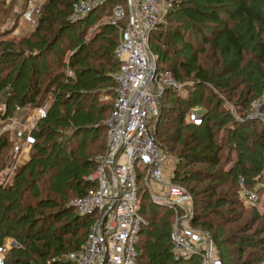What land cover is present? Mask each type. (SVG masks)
Wrapping results in <instances>:
<instances>
[{
  "label": "trees",
  "instance_id": "obj_1",
  "mask_svg": "<svg viewBox=\"0 0 264 264\" xmlns=\"http://www.w3.org/2000/svg\"><path fill=\"white\" fill-rule=\"evenodd\" d=\"M80 1L46 0L34 32L0 45V121L15 116L17 108H40L51 100L46 118L33 131L29 162L6 187L14 142L8 131L0 137V249L7 239L17 243L2 264H75L73 258L51 261L65 254L70 227L88 230L84 241L67 249L71 257L84 247L89 232L91 218L80 216L71 202L96 187L86 179L96 170L95 158L106 151L120 42L116 27H102L76 49L68 63L72 77L62 57L48 61L77 25L71 17ZM112 5L81 20L107 10L110 18ZM261 6L264 0H171L150 35L158 71L170 72L178 84H192L185 96L166 90L152 135L167 153L175 154L172 180L193 199L191 226L211 236L222 264H264V211L258 212L255 203L246 207L240 197L245 192L242 179L249 193L264 181V125L246 119L252 98L264 93ZM222 95L229 102L235 99L236 108L248 109L240 120L225 109ZM195 108L200 121L187 122V112ZM165 209L141 190L138 212L144 224L137 264H202L200 254L184 263L173 260V214L168 209L170 214L162 215ZM70 213L76 214L75 223L53 227Z\"/></svg>",
  "mask_w": 264,
  "mask_h": 264
},
{
  "label": "built area",
  "instance_id": "obj_2",
  "mask_svg": "<svg viewBox=\"0 0 264 264\" xmlns=\"http://www.w3.org/2000/svg\"><path fill=\"white\" fill-rule=\"evenodd\" d=\"M111 24L121 34L116 50L119 72L116 75L115 101L107 122L106 151L95 158L96 170L86 180L95 190L72 206L82 217L91 218L84 247L72 258L75 264H137L143 220L138 212L141 190L147 191L152 203L175 212L176 221L170 235L173 260L189 261L200 254L203 264H222L216 256L211 237L192 232L177 216L185 218L193 208V199L183 188L172 184L177 159L167 153L152 135L154 121L160 115V102L167 89H178L168 71H158L150 50V35L157 29L171 7L170 0H81L74 7L72 21H79L107 3ZM40 7L31 0L23 18L36 26ZM49 104V103H48ZM28 108L34 114L23 127L24 143H14L9 165V186L18 172L21 154L33 142L37 124L47 116L49 105ZM261 105L249 119L264 125ZM17 112L21 109L17 108ZM245 182L242 179L241 185ZM248 203H256L257 195L244 192ZM180 211V212H179ZM2 264V263H0Z\"/></svg>",
  "mask_w": 264,
  "mask_h": 264
},
{
  "label": "rangeland",
  "instance_id": "obj_3",
  "mask_svg": "<svg viewBox=\"0 0 264 264\" xmlns=\"http://www.w3.org/2000/svg\"><path fill=\"white\" fill-rule=\"evenodd\" d=\"M29 1L30 0H16V2L15 1L12 2L11 0H0V45L2 43L5 44V43L11 42V41H19L23 36H28L32 32H34L36 26L33 27L30 25L29 26L30 30L27 32V34L20 36V37H16V35H15V31L18 28V25H16L17 20L19 19V21H20L23 18L24 13L27 11ZM170 2H171V0H170ZM260 9L264 13V6L263 7L261 6ZM96 10L97 9L93 10L88 15L94 13V11H96ZM2 13H4V14H2ZM108 13H109V10H107L106 12L99 11V12L95 13L92 17H90L88 20L84 19V20L77 21V25H75V27L73 28V32L66 33L65 38H63L62 41L60 42V44L55 48V52L53 53V55L50 57V59L48 61L53 62V61H56L58 57H62L65 61V69L68 70V72H67L68 75L70 77H72L73 72L68 69V63L70 62L71 58L73 57V55H74L76 49L79 47V45H81L82 43L88 42L91 39H94L102 27H104L106 25H112L111 24V18L108 17ZM87 16H85V17H87ZM164 17H163V20H164ZM33 18L37 19L38 16L35 14L33 16ZM83 21L84 22L86 21V23H84ZM78 23H80V24H78ZM243 31L246 32V28H243ZM120 38H121V34H120V31L118 30V41L119 42H120ZM191 87H192V84H190V83L186 84L184 82H181L180 84H178V89L175 91H179L180 95L185 96V95H187L186 94V88H191ZM220 97L222 99H226L224 107L227 111L229 110L231 113H233V115H234L233 118H235L236 120H240L242 115L244 114L243 111L248 110V109L243 110L242 108H236V106H235L236 100L235 99L232 102H229V101H227V98L224 95H222ZM252 100L253 101H252L251 105L249 106L250 109L248 110L249 115L259 105H261L260 109L262 111H264V93L260 97H255L254 99L252 98ZM2 102H4V101H2ZM46 103L47 104L49 103L48 105L50 107L51 100L46 99L45 102L43 103V105ZM28 108H30V107H28ZM28 108H25V109H28ZM22 110H24V109H22ZM18 113L19 112H17V110H16L15 116L10 117L4 121H0V137H1V134L3 132H5V131L10 132L11 131L7 127L11 126V124L13 123V121L16 118ZM249 115L246 118L247 120H251L248 118ZM185 120L187 122H195V123L197 122L198 123L200 121V109L195 108L193 110H189L187 112ZM253 127H255L259 130L263 128L260 125H254ZM217 141L220 142V139L218 138ZM223 153H225V155H226V153H228L227 148L225 149V151ZM172 155H174L173 157H176L175 154H172ZM235 158H236V156H235V154H233L232 160L234 161ZM176 167H177V165L175 166V169H176ZM230 167H232V164H229L227 169ZM16 175L14 176V179H15ZM260 183H257V184L255 183L252 188L250 187V190L252 193H254V192L257 193L256 195H257L258 201L255 204H256L257 211L261 213L264 211V181L260 180ZM172 184L176 187H180V186L176 185L175 183H173V180H172ZM240 187H242L241 189L244 191L247 190L245 188V184L241 185ZM246 192H248V191H246ZM240 197L242 198V200H241L242 203H244V205L246 207H249L248 202L245 201L243 198V194L240 195ZM74 201L75 200H73L71 202V204ZM193 205H194V203H193ZM171 211H169L168 209H165V210H160V213L162 215H165ZM172 214H173V216L170 215V222L172 223V226H173L174 222L176 221V216H175L174 211H172ZM185 214L186 213H184L182 211L179 213V215L177 216L179 223H184L188 227V229L194 233L195 232L204 233L200 229L195 228V227L193 228L191 226V220H192V216L194 214L193 208L187 214L188 215L187 218H185ZM75 217H76L75 213H70L69 215H65L62 218H60L53 227H60L63 225L66 227V225H67L66 223H68V222L70 224L75 223V221H76ZM87 231L88 230L85 231L84 229L81 230L79 228V226H74L72 228L70 227L68 232L72 233V235L68 234L65 238V254L60 255V256H54L51 263L56 262V261H60L61 263H66L67 261L71 260L72 257H71V254L69 253L70 250L68 251L67 249L70 247V245L72 243H76L77 241H84V238H85ZM204 234H207V233H204ZM13 248H15V247H13ZM7 253L8 252H5V256ZM76 254H77V252H76ZM246 257L247 256L244 255V258H246ZM202 264H203V261H202Z\"/></svg>",
  "mask_w": 264,
  "mask_h": 264
},
{
  "label": "crops",
  "instance_id": "obj_4",
  "mask_svg": "<svg viewBox=\"0 0 264 264\" xmlns=\"http://www.w3.org/2000/svg\"><path fill=\"white\" fill-rule=\"evenodd\" d=\"M45 1L46 0H40V1L39 0H31V3H32V6H34V7H40V6H42V4ZM29 26L30 25L27 24L25 19L22 18L18 23L17 30L15 31L16 37H20V36L27 34V32L30 30ZM33 116H34V114L31 113V111H29L28 109H24L17 114V116L14 119L11 126L7 127L9 130H11L10 131L11 139L15 144L18 143V141L21 144L25 142L24 141L25 135L22 134V130H23L24 126H26L27 124H29L32 121ZM32 145H33V142L21 154L20 161L18 164V172L17 173H19L23 169V167L29 162V156H30V151H31ZM11 153H12V151H11ZM11 153H10V155H11ZM11 161H12L11 157L9 156V165H10ZM13 247H17L16 241H14L12 239L5 240L3 247L0 249V263L3 262V259L5 257V252H8Z\"/></svg>",
  "mask_w": 264,
  "mask_h": 264
},
{
  "label": "water",
  "instance_id": "obj_5",
  "mask_svg": "<svg viewBox=\"0 0 264 264\" xmlns=\"http://www.w3.org/2000/svg\"><path fill=\"white\" fill-rule=\"evenodd\" d=\"M209 237H211L209 234H208Z\"/></svg>",
  "mask_w": 264,
  "mask_h": 264
}]
</instances>
